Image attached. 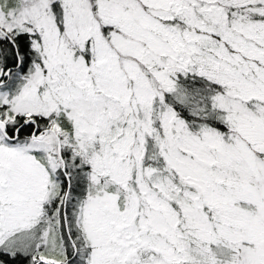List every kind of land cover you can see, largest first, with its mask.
<instances>
[{
  "label": "snow or ice",
  "instance_id": "1",
  "mask_svg": "<svg viewBox=\"0 0 264 264\" xmlns=\"http://www.w3.org/2000/svg\"><path fill=\"white\" fill-rule=\"evenodd\" d=\"M0 264H264V0H0Z\"/></svg>",
  "mask_w": 264,
  "mask_h": 264
}]
</instances>
